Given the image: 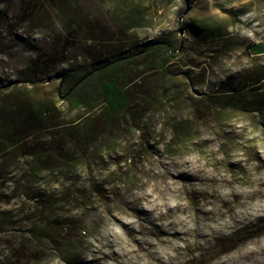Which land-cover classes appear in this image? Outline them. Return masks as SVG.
Instances as JSON below:
<instances>
[{
	"label": "rangeland",
	"instance_id": "1",
	"mask_svg": "<svg viewBox=\"0 0 264 264\" xmlns=\"http://www.w3.org/2000/svg\"><path fill=\"white\" fill-rule=\"evenodd\" d=\"M57 1L34 16L30 0H0V130L23 127L34 99L48 124L86 117L57 96L61 72L156 38L180 49L121 69L123 81L140 76L132 100L153 128L120 125L93 143L85 157L105 200L72 210L83 231L38 246L32 197L61 188L0 149V264H264V0ZM251 83L255 96L232 102Z\"/></svg>",
	"mask_w": 264,
	"mask_h": 264
},
{
	"label": "trees",
	"instance_id": "2",
	"mask_svg": "<svg viewBox=\"0 0 264 264\" xmlns=\"http://www.w3.org/2000/svg\"><path fill=\"white\" fill-rule=\"evenodd\" d=\"M30 1L36 3V8L31 10L34 16L44 12L42 8L44 3L58 2L57 0ZM256 44L259 43L248 44V50H253ZM179 49L180 47H175L171 43L156 38L148 45L130 48L117 56H109L103 60L95 61L78 75L70 74L68 71L61 72L58 75L60 83L56 88L57 96L68 101L74 108L83 109V113H88L86 117L82 118V115H76L74 119L65 123L48 124L47 117L43 115L44 112L40 108L41 101L34 99L30 102L28 113L26 112L27 119L23 127H20L16 121L11 127L8 126L0 130L1 152L13 153L20 158L29 157L30 166L27 169L31 175L39 176L45 172L48 173L47 176L55 175L57 184L61 188L59 192H36L32 197L34 200L30 207L33 211L31 214L38 219L39 223L35 225L36 227L33 226V231H28V233L37 239L38 246L44 239L53 242L57 236L62 234V231H83L84 229L73 223V218L76 215L72 213V210L74 208L94 210L97 201L104 199L102 198L103 190L98 189L99 183L95 181L90 168L92 162L86 159V157H92L94 153L90 152L94 148L92 147L93 143L101 142L106 135L111 136L107 138L111 140L120 125L122 127L132 125L134 131H143L144 133L153 128L151 120H148L149 118L147 119L145 115L146 113L137 116L138 110L134 108L132 86L136 84V80L140 76L134 77L130 81H123L120 76L121 69L126 64L134 62L138 57L156 50H163L168 60H172ZM262 53H264V48L254 52V54ZM158 68L161 69L162 74L168 73L161 67ZM37 82L38 80H34L31 84ZM252 85L253 83L245 85L241 89H234L237 93L231 96L232 102L240 105L248 102L249 98L255 96L251 93L254 90ZM97 107L100 112L92 118L89 112ZM98 122H101L103 127L101 131L98 129ZM176 122L178 120L174 124ZM100 132L104 135L101 139L98 138L101 135L98 136ZM173 135L172 141L176 140V144L177 138L180 139L183 136L178 137L176 133ZM115 139L117 138L114 137L113 140ZM149 141L150 139H146V144H142L148 152V148L152 147ZM111 142L108 141L106 147ZM23 148L29 149V151L25 152L22 150ZM105 152H107L106 148ZM107 153L109 154V152ZM83 170L86 172V176L78 182L77 179ZM2 172L3 169H0V179L4 180Z\"/></svg>",
	"mask_w": 264,
	"mask_h": 264
},
{
	"label": "water",
	"instance_id": "3",
	"mask_svg": "<svg viewBox=\"0 0 264 264\" xmlns=\"http://www.w3.org/2000/svg\"><path fill=\"white\" fill-rule=\"evenodd\" d=\"M186 10H188V7L186 8ZM182 31H183V28H180L179 32L182 33Z\"/></svg>",
	"mask_w": 264,
	"mask_h": 264
}]
</instances>
